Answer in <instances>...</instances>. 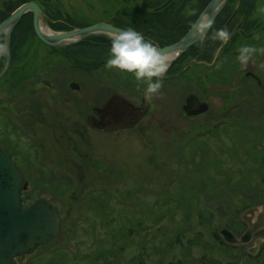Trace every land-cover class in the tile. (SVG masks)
<instances>
[{
	"label": "rangeland",
	"instance_id": "rangeland-1",
	"mask_svg": "<svg viewBox=\"0 0 264 264\" xmlns=\"http://www.w3.org/2000/svg\"><path fill=\"white\" fill-rule=\"evenodd\" d=\"M25 2L28 0H0V21L4 14L7 15ZM124 4V0H48L40 5L45 19L48 18L49 21V24L44 23V29L50 33H57L72 30L73 27L82 28L93 25L97 20L109 17L117 6ZM16 29L18 30L12 35V42L20 45L19 53L22 55H19L18 58L29 61L44 60V63L48 62L53 65V68L62 65L68 66V71L73 74L72 79L81 85L83 84L92 105L98 106L105 97L116 91L126 98L129 97L135 104L140 103L137 92L143 89V84H139L132 74L105 68L111 44L109 36L88 37L70 46L47 47L34 33L30 12L24 14ZM101 41L107 45H100ZM259 62L257 71L264 81V67H262L264 66V55ZM38 64L39 68H46L45 64ZM29 65L30 63L26 66ZM78 69L92 76L71 72ZM28 72L31 74L30 71ZM121 76L130 77L133 80V94L131 93L132 90L127 93L124 88V90L118 87L116 89L113 86L112 80L118 86L125 87L126 84ZM65 80L64 75H56L52 79L57 91L61 92ZM190 80L188 85L183 86L180 94H169L167 95L169 98L164 95L157 96L160 98L156 106L150 99L154 105L151 115L142 118L131 130L122 134H111L109 138L108 135H102V141L98 135H95L98 144L97 149L101 148L99 157L103 160L102 170L108 176H102L99 179L100 185L91 179H88L86 183L82 179H74L70 185L69 183L65 185L66 187L63 185L64 190L60 192L61 195L58 198L55 192L48 191L45 185L37 182L30 190L22 193L20 202L23 208L35 200H44L52 205L58 211L60 227L54 240L38 246L29 255L17 257L15 260L17 264H59L56 261H60L61 264H130L128 261L134 259H142L145 264H156V261H160V256L155 248H161V246H165V242L167 243V228L179 226L175 232L178 234L179 229L183 231V229H188V225L192 226L191 231H186V237L193 233H200V229L202 230L199 223L203 219L199 218V211L194 207L196 200L204 203L213 211L211 212L213 214L211 222L215 224L230 223L232 224L231 228L237 226L240 220V211L235 210L238 205L264 204V157H260L261 155L264 156V149L260 156L255 152L249 153L251 140H255L257 145H261L257 146L258 150H261L260 147L264 145V90L256 91L257 93H246L248 92L246 87L244 88L245 91H238L235 97H224L223 91L232 88L231 84H216L212 80L208 86L214 88L213 94L212 97L208 98L209 94L206 91L209 88L206 83L202 86V83L195 84L197 80L195 82L193 78ZM194 85L198 88L202 86L205 90L207 88L203 92L206 96L203 100L209 102L211 111L191 117L181 110V106L185 94L188 91H195ZM170 99H172L173 105L170 103ZM227 103L232 109H235V105L237 106L229 119L241 128L239 131L240 138L229 131L227 137L232 139L231 142L226 136L220 137L224 145L222 142L212 139L210 134L200 136L203 129L209 130L216 123L224 122L223 119H218L224 116L223 111ZM10 104L15 107V103ZM65 104L67 105H59V107L62 106L67 109V111L63 109L64 113L62 114L69 118L65 122L69 124L73 120L81 121L78 117L79 111H77V115L73 111V101ZM248 104H252L253 109L244 111L238 109V106ZM22 105L23 103L16 107H22ZM87 112L89 111L87 110ZM13 118L12 124L16 125L17 128L13 129L14 134H10L9 137L22 148L29 146L28 151L31 153L33 148L38 147V143H41L39 146L40 155L42 158L47 157L48 159L49 155H56L60 152L58 142H55L53 137L46 138L45 132L35 127L24 130L21 128L20 120L16 117ZM8 128L12 129V127ZM235 129L233 128V130ZM91 140L93 141L92 138ZM187 141L191 142L182 149ZM11 143L12 141L5 143V140L1 143L0 131V147L2 145L7 150L15 165L23 172V162L12 155L13 143ZM103 144L109 145L108 147L112 150L111 155L108 148L104 147ZM201 147L208 151V155L212 159L218 158V161L212 163L213 165L220 163L222 164L220 165L221 168V166L228 167L232 164L231 170L235 171V174L231 173V175L233 174V181L225 189H221L220 184L229 175V171L221 174L223 170H220V172H216V176L213 175L212 179L216 181L211 180L208 184L211 187V201L198 190L202 187L201 182L207 181V177L203 176L202 172L205 173L206 169H214V167H208L205 164ZM128 150L133 154V157ZM52 160L53 162L46 163V170L62 175L63 166L59 162L61 158L56 157V160L54 158ZM55 165H60L61 168L57 169ZM245 175L249 176L252 183L261 186V190H258L257 188L260 187L253 184L248 186L250 189L245 193L238 194L230 207L226 197L216 198L220 192L232 196L238 190L243 191L242 178ZM25 178L29 181L33 180L29 179V176H25ZM62 180L67 182V179ZM86 184L95 189L94 194H90L89 188L79 192L80 185L85 186ZM110 185H113V188L121 195L112 198L108 194L103 195L99 187ZM33 189L35 191L30 193ZM107 189L110 190L108 187ZM86 198L91 204L89 209L85 207L87 202L84 200ZM95 199L98 200V203L94 202ZM92 208L95 209V212ZM189 213L192 217L191 220L187 217ZM90 219H94L95 222L92 223ZM160 219L162 222H159ZM204 220L207 222L206 218ZM158 225L160 227H157ZM172 228L171 232L167 234L169 237L174 233ZM128 229L133 231L129 240H127L126 235ZM154 231L158 235L153 239L149 238L147 234ZM144 233H147L146 236H143ZM195 238L196 236L191 237L189 242L192 243ZM203 238L206 240V237ZM124 243H128V247L121 251L119 258L117 249ZM251 244L252 241L243 245L244 247L241 249H238L239 247L230 248L229 252L226 253L222 248L210 252L208 248H203L202 244L194 243L190 255H188L192 257V260H188L187 256H184L183 259L187 260L186 264L198 263L202 261L201 255L205 253L212 262L210 264H215L211 258L222 262L233 261L236 264H248L249 260L245 252ZM143 248L148 251H145L148 256L144 253ZM238 250H243V252L239 253ZM179 253V248L174 247L165 254L164 261H172L174 258H178ZM235 253L238 254V257L235 256ZM54 258L56 259L55 262L51 261ZM251 262V264L258 263L255 259ZM260 264H264V258Z\"/></svg>",
	"mask_w": 264,
	"mask_h": 264
},
{
	"label": "flooded vegetation",
	"instance_id": "flooded-vegetation-1",
	"mask_svg": "<svg viewBox=\"0 0 264 264\" xmlns=\"http://www.w3.org/2000/svg\"><path fill=\"white\" fill-rule=\"evenodd\" d=\"M46 1L48 0H36L35 2L41 8L40 4H43ZM124 2L125 4L117 6L109 17L101 18L97 20L96 23H105L119 30H124L129 27L134 28L136 31L141 32L146 40L152 41L162 50L177 45L178 43L183 41L184 37L190 33L194 25L199 20L203 9L210 2V0H124ZM258 6H264V0H228L213 18V24L211 28H209L205 33H200L195 40L193 39L188 44L185 43L184 47L180 49L179 52L169 53L168 56L170 59V66L168 67L167 72L163 78V87L160 89V95H164L169 98V96H167L169 94H180L183 86L188 85V81H191L190 78H193L194 82L195 80H197L195 84L202 83L203 86V84L206 83V86L209 88V90L206 91L207 88L205 90L202 86L198 88L196 85H194L193 87L195 91H188L185 94L181 110L183 111V106L185 105L186 98L194 95L196 96L199 103L206 104L207 107L204 112L207 113L208 111H211V106L209 102L203 100V98L206 97L204 96L203 92L206 91V93L209 94L208 98L212 97V90L214 88L208 86L212 83V80L213 82L215 81L216 84H231L232 88L223 91L224 97H235L238 91H245L244 88L246 87L248 88V92L246 93H257L256 91L264 90V81H262L257 71L258 65L260 63L259 61H261V57L262 55H264V53L258 52L257 54H255L246 68H242L240 63L237 61V56L239 55L238 49L242 46L251 45L257 48H264V13L257 12ZM186 8L195 9V14L187 15L185 12ZM12 12H10L7 16L1 17L0 23L5 20ZM24 14L11 30L10 42L8 45V59L6 58V49L4 47V34L0 35V45H3L2 50H0L2 51V54H0V73L4 70L3 74L0 76V131L1 143L4 140L5 143L12 141L13 150H11V153L16 158L22 160L23 172L25 171V174H23V172L15 165L14 161L12 160V156L7 152V150L3 148L2 145L1 148L8 155L13 165L21 174L22 178L27 181L26 189L30 187L27 190L25 189L21 191L20 201L21 197L23 196L22 193L24 191L30 190L32 186H34V184H36L37 182H41L43 185H45L48 191L55 192V194L59 198L61 195L60 192L64 190L63 185H68V183L70 185V182L74 179H82L84 183H86L88 179H91L96 181L97 184L100 185L101 183L99 182V179L102 176L107 175L102 170L103 160L100 159L101 157H99V151H101V148L97 149L98 144L96 142L95 135H98L100 141H102V135H108L107 137L109 138L111 134H122L131 130L142 120V118L146 117L147 115H151V110L154 109V105H158V100L160 97L152 98L154 102V105H152V102L149 99H146L144 95V89L146 88V85H143V89L137 92V97L140 99V103L138 105L131 101V99H129L127 95L126 96L128 98H126L124 95H121L118 91L113 92L112 94L120 96L133 106L140 107L144 104V114L137 120L134 125H129L124 128L99 130L91 127L87 123V118L89 116H93L97 121L100 119L98 115L94 114L93 109L101 107L102 103L109 95L105 97L98 106H94L91 104V99L87 96L86 91L83 88V84L81 85L77 83L76 80L72 79L73 74H70V72L68 71V66L62 65L53 68V65L49 64L48 62L44 63V60H38V62L37 60L29 61L27 59L18 58L19 55H22L21 53H19L20 45L13 44L11 42V37L14 32L18 30L16 28L21 23ZM30 15L32 24L31 12ZM45 18L46 17H44V23L46 22V24H49L48 18ZM221 28H227V30L232 34L231 39L228 41V43L222 46L219 40L212 39L213 33ZM103 35L109 37L111 36L108 34H98L92 37H102ZM256 37L259 38L257 39ZM99 44L107 45L106 43H104V41H101V43ZM218 49L219 52H217ZM28 63H30V65L26 66ZM38 63L45 64L46 68H39ZM28 71H30L31 74ZM41 72L43 74H40ZM71 72L78 73L79 75L84 73V75L86 76H92L89 74H85V71L81 69ZM56 75H64L66 78V80L63 82L61 92L57 91L56 85L52 81V79ZM94 76L98 77L97 75ZM121 79L125 82L126 88L120 85L118 86L116 82L112 80L111 82H113V86L116 89L117 87L122 89L124 88L127 93L132 90L131 93L133 94V80L130 77L123 76H121ZM100 82L104 85V82H102L101 79ZM71 84L73 85L71 86ZM170 100V103L172 104V99ZM70 101H73L74 103V113L77 115V111H79L80 114L78 117L81 121L73 120L68 124L65 121L67 119L69 120V118L62 115L64 111H67V109H64L62 106L67 105L65 103H69ZM10 103H15V107H12V104ZM21 103H23L22 107H16ZM60 104H62V106L59 107ZM235 109H237L236 105ZM235 109L229 108V103H227L226 108L223 111L224 116L219 117L218 119H223L224 122L216 123V125H214L209 130L203 129L202 133H200V136H206L210 134L212 139H216L217 141L222 142V144H224V142L220 139V137L222 135L227 137V132L229 131L237 135V138H240L239 131L241 130V128H239L238 124H234L233 121L229 119V116H231L233 110ZM238 109L242 111L253 109V105L248 104L245 106H238ZM87 110L89 112H87ZM197 115L188 116L195 117ZM13 117H16L18 120H20L21 128H24V130L33 129L35 127L36 129L44 131L46 138H48L49 136L53 137L55 142H58L60 152L56 155H49L48 159L47 157L42 158L40 155L39 146H41V143H38V147L33 148L31 153L28 151L30 149L29 146H27L26 148H22L15 140L10 139L9 137L10 134H14L13 129L17 128L16 125L12 124L14 122ZM8 127H12V129H9ZM233 128L236 129L233 130ZM94 132L98 134H95ZM157 135L159 136L158 133ZM91 138L93 139V141L91 140ZM228 139L230 140V142L232 141V139ZM189 142L191 141H187V144H184L182 146V149L185 148ZM250 142L252 144L250 143L249 153L255 152L258 156H260V153L264 149V145L260 147L261 150H258L257 146L261 145H257V142L255 140H251ZM108 146L109 145H105L104 147L108 148L110 152L109 154L111 155L112 150ZM116 149L113 153L114 155L116 153ZM219 149H221V147H219ZM130 154L133 157V154L131 152ZM56 157H58L59 159L61 158V161L59 162H61L63 166L62 175H57L54 174L56 173L54 171L53 173H51L46 170V163L53 162L52 158L56 160ZM260 157L263 158L264 156L261 155ZM231 166L232 164L228 166L230 167L228 170L229 175L226 176V178L220 184L221 189H225L227 187L226 182L230 184L233 181L232 178L233 174H235V171L231 170ZM55 167L57 169L61 168L60 165H55ZM216 172L217 171L213 170H206L205 173L202 172V175L207 177V181L201 182L202 187H200L198 190L199 192L205 194L209 201L212 200V197L210 195L211 187L208 184L211 180L216 181L215 179H212L214 174L216 176ZM225 172L226 171H222L221 174H224ZM232 172L233 174L231 175ZM25 176H29V179L33 180L29 181L27 178H25ZM62 179H67V182L63 181ZM228 179L229 181H227ZM242 182V186H244L243 191L238 190L230 197V201L227 199L229 207L231 203H234L235 197L238 194H241V192L245 193V191L250 189L248 188V185H256V183H252L248 175L243 176ZM257 186L260 187L257 189L261 190L262 187L259 185ZM107 187L110 190H108ZM85 189H88L90 191V194H94L93 192L95 191V189L88 187V184H86L85 186L80 185L79 192L81 193ZM99 190L103 195L108 194L111 198L117 195H121V193H118L113 188V185L105 187L100 186ZM33 191L35 190L33 189L32 191H30V193H32ZM216 198L221 199L222 197ZM37 201L46 202L44 200H35L32 203ZM88 201L89 200L87 198L84 200V202H87L85 204L86 209H89L91 206L90 202ZM94 202L98 203V200L95 199ZM261 205L264 204L261 203L246 206L240 212V220L238 221L239 226H232L231 228L232 224L230 223L215 224L211 222L213 215L211 212L213 211L204 203L198 202L196 200V206L194 207L199 211V218L203 220L199 223V226L202 227V230L200 229V234L196 235V238L192 240V245H194V243L202 244V247L208 248L210 252L214 250L218 251L220 248H222L224 252H226L221 244H225L230 248L239 247L238 249H241L244 247L243 245H246L247 243H250L252 241L251 246L248 247L245 252L246 257L249 260L248 264H251V260L253 259L258 262L257 264H260L262 262V259L264 258V218L260 219L259 217V215L264 216V206L261 207ZM250 208H257L258 212L255 213L254 217L250 218V221L252 223L258 222L259 224H261V227H259L258 230L253 233L252 237L245 244L230 245L226 243L223 240L220 231L222 229H226L236 238H239L248 229L247 222L243 221L241 216L246 210ZM92 210L95 212V209L92 208ZM55 212L60 221L58 211L55 210ZM204 212L205 215H203ZM187 217L190 220L192 218L190 213L187 214ZM175 218H177V216H175ZM205 218L207 219V222H204ZM90 220L92 221V223L95 222L94 219ZM159 222H162V219H160ZM214 226L217 227L216 231H214ZM157 227H160V225H158ZM171 228H167L166 238H168L166 240L167 243L165 242V246H161L163 250H166V248L168 247V241L174 239V236L176 235L175 232L179 228V226L172 228L174 230V233L169 237L167 236V234L171 232ZM180 232L181 230L179 229L178 235L180 234ZM130 237H132V233L127 237V240H129ZM148 237L150 238V235H148ZM192 237H195V235H193ZM203 237H206V240ZM253 237L254 239H252ZM174 247L179 248L180 255L178 258H174V260L167 262L181 261L182 263L183 261V264H186L187 260L183 259L184 255L182 253V246L180 244H177ZM237 252L241 253L243 252V250H238ZM166 253L167 250L162 255L159 254L161 257V264L167 263L164 261V256ZM236 253L235 256L238 257V254ZM145 254L147 253L145 252ZM188 255H190V251L187 252V255H185L189 258L188 260H190L192 257H189ZM201 256L202 261L198 263L196 262L194 264L212 263L210 262V258L206 257L205 253ZM211 260H213L215 264H236L233 261L222 262L220 260H215V258H211Z\"/></svg>",
	"mask_w": 264,
	"mask_h": 264
},
{
	"label": "water",
	"instance_id": "water-1",
	"mask_svg": "<svg viewBox=\"0 0 264 264\" xmlns=\"http://www.w3.org/2000/svg\"><path fill=\"white\" fill-rule=\"evenodd\" d=\"M228 0H210L203 9L201 16L188 35L180 43L162 49L167 54L179 52L186 44L199 36L195 29L204 17L211 20ZM26 12L32 13V26L36 37L49 47H63L81 42L82 40L98 34H108L119 30L105 23H96L69 31L50 33L44 29V13L40 6L33 0L18 6L5 20L0 23V35L4 34V47L6 58L10 33L15 24ZM6 67V66H5ZM5 69V68H4ZM4 70L0 73L3 74ZM73 84H71L72 86ZM201 108H199V107ZM206 104L199 103L196 96L186 98L183 111L186 115H197L205 111ZM93 116L87 118V123L96 129H118L134 125L144 114V104L140 107L133 106L118 95H109L101 107L93 109ZM27 187L25 181L4 150L0 147V264H17L15 258L29 255L42 245L51 242L59 233V219L53 207L43 201H37L23 208L20 202V193ZM257 208L246 210L241 218L248 224V229L236 238L226 229L220 234L223 240L230 245L245 244L253 233L261 227L258 222L252 223ZM260 219L264 218L259 215ZM260 225V226H259Z\"/></svg>",
	"mask_w": 264,
	"mask_h": 264
},
{
	"label": "clouds",
	"instance_id": "clouds-1",
	"mask_svg": "<svg viewBox=\"0 0 264 264\" xmlns=\"http://www.w3.org/2000/svg\"><path fill=\"white\" fill-rule=\"evenodd\" d=\"M185 12L187 15H194L195 9L186 8ZM257 12L264 13V6H258ZM212 24L213 21L210 18L204 17L195 30L205 33L212 27ZM231 35L227 28H221L213 33L212 39L219 40L222 46L228 43ZM110 40L109 58L105 68L132 74L139 84L146 85L144 89L146 99L150 100L159 96L160 89L163 87V78L170 66L168 54L152 41L146 40L141 32L131 27L113 31ZM2 48L3 45H0V50ZM238 52L237 61L242 68H246L255 54L264 53V48L245 45L240 47Z\"/></svg>",
	"mask_w": 264,
	"mask_h": 264
},
{
	"label": "trees",
	"instance_id": "trees-1",
	"mask_svg": "<svg viewBox=\"0 0 264 264\" xmlns=\"http://www.w3.org/2000/svg\"><path fill=\"white\" fill-rule=\"evenodd\" d=\"M28 1H31V0H28ZM9 14V13H8ZM7 14V15H8ZM6 14H4V16H7ZM11 42H12V37H11ZM1 43V42H0ZM13 43V42H12ZM42 44V43H41ZM16 45V44H15ZM196 145V144H195ZM198 145V144H197ZM200 145V144H199ZM205 146V145H204ZM202 148V147H201ZM202 153H203V158H204V162H205V164L209 167H214V169H213V171H220V170H223V171H227V170H229V168L230 167H226V166H221V168H220V165H222V164H220V163H218V164H212L213 162H215V161H218V158H215V159H212L211 157H209V155H208V151L206 150V149H204V148H202V151H201ZM204 170H205V168H204ZM207 171H209V169H206ZM227 181H229V179L227 180ZM246 181H248V180H246ZM249 183V182H248ZM224 185V184H223ZM228 185V183L226 182V186ZM245 185H248V184H245ZM248 186H252V185H248ZM254 186H257V185H255L254 184ZM217 197H226V199H228L229 201H230V197H231V195H228V194H226V193H224V192H220L219 194H218V196ZM31 204V203H30ZM246 206H248V205H245V206H243V204H240V205H238L237 207H236V209L235 210H238V211H240L241 212V210H243ZM187 226V225H186ZM183 228V227H182ZM191 229H192V227H190L189 225H188V229L187 230H185V229H183V231H181L180 232V234L178 235V234H176L175 236H174V239H172V240H170V241H168V243H169V245H168V247L166 248V250H167V252L170 250V249H173V247L175 246V245H177V244H180L181 246H182V253H183V255L185 256V255H187V252H189L190 251V248H191V245H192V243L191 242H189L190 241V238L192 237V235L194 234L195 236L196 235H199L200 233H193L191 236H187L186 237V231H191ZM217 230V227L216 226H214V231H216ZM133 231L132 230H130V229H128V233L126 234L127 235V237L128 236H130L131 235V233H132ZM146 234L147 233H144V235L143 236H146ZM148 235H150V238L151 239H153V238H155L158 234H157V232L156 231H154V232H149V234H147V236ZM172 236V235H171ZM168 238V237H167ZM128 239V238H127ZM143 239V238H142ZM127 243H124L123 244V246H121V247H119L118 249H117V251H118V254L119 255H117V256H119V258L121 257V251L122 250H124L126 247H127V245H126ZM222 245V247L225 249V251L226 252H228L229 251V249H230V247L229 246H227V245H225V244H221ZM233 248V247H232ZM234 249V248H233ZM143 250H144V253H145V248H143ZM166 250H163L162 248H155V251L157 252V253H159V254H163V253H165V251ZM147 252V251H146ZM147 255V254H146ZM23 256H25V255H23ZM148 256V255H147ZM160 256V255H159ZM18 258H20V257H18ZM17 258H15V260H16ZM131 259H133V258H131ZM130 259V260H131ZM54 260H56L55 258L54 259H52L51 261H54ZM159 260L161 261V257L159 258ZM156 261V260H155ZM160 261H156V264H161L160 263ZM55 262V261H54ZM57 263H59V264H61V262L59 261H56ZM128 262H130V264H145L144 262H143V260L142 259H134V260H131V261H128ZM179 263H181V261L180 262H167L166 264H179ZM181 264H183V261H182V263Z\"/></svg>",
	"mask_w": 264,
	"mask_h": 264
}]
</instances>
